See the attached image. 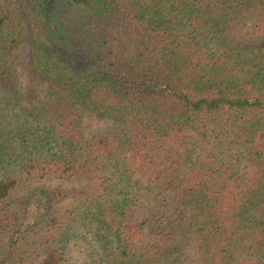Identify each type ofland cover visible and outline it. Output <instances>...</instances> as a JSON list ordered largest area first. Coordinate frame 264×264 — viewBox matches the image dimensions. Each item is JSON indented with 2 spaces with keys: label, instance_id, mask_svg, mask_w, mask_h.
Instances as JSON below:
<instances>
[{
  "label": "trees",
  "instance_id": "16d2710c",
  "mask_svg": "<svg viewBox=\"0 0 264 264\" xmlns=\"http://www.w3.org/2000/svg\"><path fill=\"white\" fill-rule=\"evenodd\" d=\"M50 178L36 264H264V0H0V235Z\"/></svg>",
  "mask_w": 264,
  "mask_h": 264
},
{
  "label": "rangeland",
  "instance_id": "374dc122",
  "mask_svg": "<svg viewBox=\"0 0 264 264\" xmlns=\"http://www.w3.org/2000/svg\"><path fill=\"white\" fill-rule=\"evenodd\" d=\"M243 15H245L243 13ZM246 23H250L247 19ZM22 62L20 55L18 62ZM19 71V78L21 83H26L22 67H17ZM82 132L84 135H89L98 130H105L111 127L110 121L98 113L83 110L81 117ZM79 185L76 180H59L50 178L33 182L28 188L16 191L11 199L10 208L15 215V224L9 232L0 235V248H8L9 252L13 254L14 259L23 256L26 264H36L37 258L35 253L40 250V237L44 233L39 221L41 215L45 214L48 208L47 194L50 188L56 187L61 189L65 194ZM70 199H66L61 208L70 205ZM190 212L187 213L186 220L190 221ZM185 221V222H187ZM17 239L16 246L11 243ZM189 245L183 246L185 253H190L189 258H193ZM39 253V252H38ZM83 259V254L77 247H71L66 255L64 264H79Z\"/></svg>",
  "mask_w": 264,
  "mask_h": 264
}]
</instances>
